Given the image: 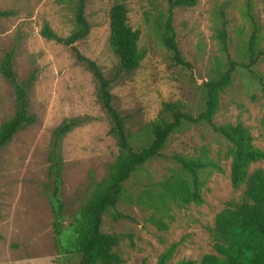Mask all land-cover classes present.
<instances>
[{"label": "rangeland", "instance_id": "1", "mask_svg": "<svg viewBox=\"0 0 264 264\" xmlns=\"http://www.w3.org/2000/svg\"><path fill=\"white\" fill-rule=\"evenodd\" d=\"M116 0H87L88 35L75 43L110 79L113 104L124 119L133 147L151 138L145 125L154 120L163 101H179L182 109L197 114L204 104L203 81L225 67L226 57L216 39L225 22L228 51L237 62L249 61V41L264 49V0H197L193 6L176 7L173 26L179 48L192 69L175 64L163 45L166 0H123L128 23L140 30L139 47L145 56L133 70L119 74V62L109 46L108 13ZM73 0H0V10H14L0 17V63L14 52V68L20 80L34 73L28 110L36 120L18 130L0 148V264H75L77 258L63 254L56 244L48 155L52 133L65 119L88 116L61 140L63 158L62 199L65 232L70 231L82 205L92 194L91 181L108 173L117 154L108 134L111 119L97 99L91 72L78 63L71 49L41 34L48 24L57 34L68 35L75 26ZM257 75L264 80V56L250 69L237 66L231 84L220 94L217 123L242 122L249 128L256 147H264V98ZM16 109L12 85L0 71V126ZM205 147L222 172L205 169L200 204L173 205L165 217L168 227L159 230L147 218L152 214L133 198L161 179L174 166L170 155L197 156ZM227 143L204 124L183 123L173 132L161 154L148 161L124 185L116 208L132 219L113 220L112 209L103 215L102 230L121 235L116 251L121 264H156L172 245L171 263L213 252L215 215L228 200L238 201L242 189L230 182ZM264 169V160L250 170ZM198 264V263H197Z\"/></svg>", "mask_w": 264, "mask_h": 264}, {"label": "trees", "instance_id": "2", "mask_svg": "<svg viewBox=\"0 0 264 264\" xmlns=\"http://www.w3.org/2000/svg\"><path fill=\"white\" fill-rule=\"evenodd\" d=\"M167 13L164 20L163 45L169 51L175 64L192 69V64L182 55L176 31L173 26V14L176 7L193 6L197 0H166ZM74 29L66 36L57 34L48 24H44L41 34L47 38L68 46L75 60L84 65L92 74L97 85V99L111 119L108 134L117 145V154L108 165L107 175L99 181H91L92 194L82 205L78 217L72 223L70 231L65 232L62 199L63 158L62 138L74 127L88 121V116L65 118L53 131L51 148L48 155V176L51 181V197L54 211L55 241L63 254L77 258L75 264H121L122 257L116 251L121 235L102 230L103 215L112 209L113 220L133 218L116 208L122 198L125 182L148 161L161 154L169 136L183 123L204 124L214 133L226 140L225 157L230 159V182L232 188L242 189L240 200H228L215 215L212 228L213 252L203 254L200 259H182L171 263L173 245L163 251L156 264H264V169L250 170V165L264 160V147H256L249 128L242 122L217 123L214 120L219 108L220 94L231 84L233 73L241 65L250 69L262 56L264 49L255 47L254 37L249 41V61L237 62L228 51V36L225 22L216 29V39L221 52L225 55V67L217 69L214 77L202 82L204 104L197 114L182 109L179 101H163L158 116L149 121L145 128L150 131V141L135 148L131 144L124 119L113 104L108 79L98 64L85 56L75 43L85 38L90 24L85 16L87 0H73ZM14 10H0V17H8ZM109 46L118 58L119 74L135 69L145 56V50L139 47L140 30L128 23L127 8L123 0L113 2L108 13ZM14 52L5 53L0 71L12 85L16 99L14 115L0 126V148L6 145L15 133L36 120L29 112V90L35 80L32 73L27 80H20L14 68ZM259 88L264 98V80L257 75ZM264 122V116H263ZM173 167L169 173L154 182L150 187L137 193L136 203L144 205L152 214L147 220L159 230L168 227L165 217L170 216L173 205L200 204L203 202L204 186L201 173L209 168L222 172L218 161L201 147L197 156L180 153L170 155Z\"/></svg>", "mask_w": 264, "mask_h": 264}]
</instances>
